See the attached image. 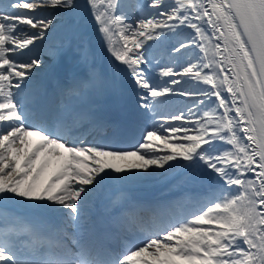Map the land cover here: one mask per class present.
Instances as JSON below:
<instances>
[{
    "label": "snow or ice",
    "instance_id": "snow-or-ice-1",
    "mask_svg": "<svg viewBox=\"0 0 264 264\" xmlns=\"http://www.w3.org/2000/svg\"><path fill=\"white\" fill-rule=\"evenodd\" d=\"M0 264H264V0H0Z\"/></svg>",
    "mask_w": 264,
    "mask_h": 264
},
{
    "label": "rangeland",
    "instance_id": "rangeland-1",
    "mask_svg": "<svg viewBox=\"0 0 264 264\" xmlns=\"http://www.w3.org/2000/svg\"><path fill=\"white\" fill-rule=\"evenodd\" d=\"M181 99H182V101H184V102H186V103H190V100H185V98H181ZM179 107L183 108V107H184V103H181V104L179 105Z\"/></svg>",
    "mask_w": 264,
    "mask_h": 264
},
{
    "label": "bare ground",
    "instance_id": "bare-ground-1",
    "mask_svg": "<svg viewBox=\"0 0 264 264\" xmlns=\"http://www.w3.org/2000/svg\"><path fill=\"white\" fill-rule=\"evenodd\" d=\"M43 11V10H42ZM58 42V41H57ZM44 78V76H43V74L41 75V79H43ZM127 98V100L130 102L131 101V98L130 97H126Z\"/></svg>",
    "mask_w": 264,
    "mask_h": 264
}]
</instances>
